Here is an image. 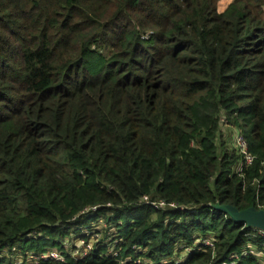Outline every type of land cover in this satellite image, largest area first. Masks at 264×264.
Returning <instances> with one entry per match:
<instances>
[{
	"label": "trees",
	"instance_id": "obj_1",
	"mask_svg": "<svg viewBox=\"0 0 264 264\" xmlns=\"http://www.w3.org/2000/svg\"><path fill=\"white\" fill-rule=\"evenodd\" d=\"M219 1L0 0V264H264L217 208L264 209V0Z\"/></svg>",
	"mask_w": 264,
	"mask_h": 264
},
{
	"label": "built area",
	"instance_id": "obj_2",
	"mask_svg": "<svg viewBox=\"0 0 264 264\" xmlns=\"http://www.w3.org/2000/svg\"><path fill=\"white\" fill-rule=\"evenodd\" d=\"M222 121L227 123V120L225 118H223ZM236 141L239 144L237 146L239 147L240 151L242 152V154L245 157V164L246 163L248 165L252 164L255 160V157L250 152V148H249L250 145L247 144V141H246V138L244 137V135L238 134L236 136ZM236 141H235V143H236ZM159 204L161 206L166 205V203L164 201H161ZM97 208L98 207L95 206V207H93V210H96ZM262 232H264V231H262ZM92 246H93L92 242L86 243L84 241H81L79 243V245H77L76 249H74L73 254L74 255H81L85 251L88 252V250H90L92 248ZM41 258H43V259H45V258H60V259L64 260L65 257H64L63 252L57 251V250H51L48 252V254H45V255L42 254L41 256H37V257L33 256L29 262L19 260V261H17V264H37Z\"/></svg>",
	"mask_w": 264,
	"mask_h": 264
},
{
	"label": "water",
	"instance_id": "obj_3",
	"mask_svg": "<svg viewBox=\"0 0 264 264\" xmlns=\"http://www.w3.org/2000/svg\"><path fill=\"white\" fill-rule=\"evenodd\" d=\"M217 208L230 215L237 223H243L247 227L264 231V209H257L256 207L238 209L233 205H217Z\"/></svg>",
	"mask_w": 264,
	"mask_h": 264
},
{
	"label": "rangeland",
	"instance_id": "obj_4",
	"mask_svg": "<svg viewBox=\"0 0 264 264\" xmlns=\"http://www.w3.org/2000/svg\"><path fill=\"white\" fill-rule=\"evenodd\" d=\"M233 0H220L219 1V10H225L227 7H228V5L232 2ZM232 135H233V132L231 133ZM240 134H242V133H240ZM238 135V134H237ZM236 135V136H237ZM244 135V134H243ZM245 138H246V141H247V144L248 145H250V140H249V138H247L246 136H244ZM227 138V143L231 146V147H235V141H236V137H234V136H231V135H229L228 134V136L226 137ZM236 144L237 145H239L238 143H237V141H236ZM249 148H250V146H249ZM246 165H248L247 163H246ZM162 207H167V206H162ZM96 222H94V224H95ZM101 226H103V223H100V227ZM85 232H89V229H86V231ZM76 240H78L77 242H81V238L80 239H77V238H74V236H72L71 237V241L72 242H76ZM17 244V243H16ZM15 246V245H14ZM14 246H12V247H14ZM90 249V248H89ZM49 251V250H48ZM187 251V250H186ZM1 252H4V254H6V255H8L7 253V251H5V250H3V251H1ZM32 252H34V251H29V252H27V254H26V256L24 257V259H26V260H22V261H26V262H29L30 260H31V258L33 257L31 254H33ZM185 252V251H184ZM183 252V253H184ZM18 252H16V254H17ZM86 253V251L84 252V254ZM30 255V256H29ZM15 259H14V261H15V263L17 264V261H19V260H21V259H23V256H21V254H17V255H15V257H14Z\"/></svg>",
	"mask_w": 264,
	"mask_h": 264
},
{
	"label": "bare ground",
	"instance_id": "obj_5",
	"mask_svg": "<svg viewBox=\"0 0 264 264\" xmlns=\"http://www.w3.org/2000/svg\"><path fill=\"white\" fill-rule=\"evenodd\" d=\"M173 206H175V205H173ZM220 206H222V205H220ZM176 207V206H175ZM219 209V208H218ZM221 210V209H220ZM221 211H223V210H221ZM224 212V211H223ZM225 213V212H224ZM227 214V213H226ZM228 215V214H227ZM230 216V215H229ZM231 217V216H230ZM232 218V217H231ZM207 243H209L208 241H207ZM57 259H60V258H57ZM62 260V259H61Z\"/></svg>",
	"mask_w": 264,
	"mask_h": 264
}]
</instances>
